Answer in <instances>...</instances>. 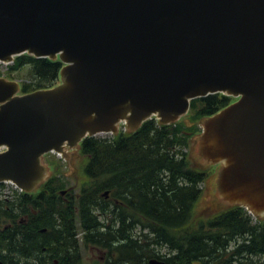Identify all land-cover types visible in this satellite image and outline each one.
I'll return each instance as SVG.
<instances>
[{"label": "water", "instance_id": "water-1", "mask_svg": "<svg viewBox=\"0 0 264 264\" xmlns=\"http://www.w3.org/2000/svg\"><path fill=\"white\" fill-rule=\"evenodd\" d=\"M24 52L59 56L62 83L20 95L0 77V181L31 189L65 142L224 92L240 99L203 121L197 164L223 161L224 198L264 214V0H0V59Z\"/></svg>", "mask_w": 264, "mask_h": 264}, {"label": "trees", "instance_id": "trees-1", "mask_svg": "<svg viewBox=\"0 0 264 264\" xmlns=\"http://www.w3.org/2000/svg\"><path fill=\"white\" fill-rule=\"evenodd\" d=\"M26 65L29 71L22 80V93L53 87L60 79L59 60L30 54L17 56L7 77L15 79L14 72ZM230 102L227 95L210 94L193 99L186 118L176 123L148 120L113 138L86 137L80 143L82 173L91 180L84 179L88 183L80 196L76 222L81 230L93 227L95 234L93 239L84 234L82 244L106 249L109 264H147L154 256L166 264H264V218L253 223L238 204L198 213L197 205L206 190L202 183L212 172L193 165L189 154L178 157L199 131L200 120ZM55 163L54 173L66 174ZM54 181L46 189L55 188ZM106 189L111 190L113 201L100 195ZM34 196L40 214L55 212L56 221L65 227L75 223L69 218L72 211L68 206L50 201L45 190ZM7 206L0 199V213ZM107 238L112 241H105ZM163 248L168 251L162 253Z\"/></svg>", "mask_w": 264, "mask_h": 264}, {"label": "flooded vegetation", "instance_id": "flooded-vegetation-1", "mask_svg": "<svg viewBox=\"0 0 264 264\" xmlns=\"http://www.w3.org/2000/svg\"><path fill=\"white\" fill-rule=\"evenodd\" d=\"M65 177L64 180V176L47 175L33 191H15L6 199L7 209L0 213V264H81L82 233L93 239L95 230L91 227L80 231L76 220L79 218L81 183L69 182L66 180L68 175ZM48 179H55V188L45 189V194L53 203L66 204L72 211L69 218L75 223L65 227L61 221H56L55 212L39 213L38 199L34 194L41 192ZM100 195L113 201L110 189L101 190ZM42 201L48 203L47 199ZM114 202L118 203L119 199ZM105 241H112V238ZM88 254L89 263L109 264L106 249L93 245Z\"/></svg>", "mask_w": 264, "mask_h": 264}, {"label": "rangeland", "instance_id": "rangeland-1", "mask_svg": "<svg viewBox=\"0 0 264 264\" xmlns=\"http://www.w3.org/2000/svg\"><path fill=\"white\" fill-rule=\"evenodd\" d=\"M2 68H5V66H3ZM29 71V66H23L19 71L14 72V76L17 78L15 80H24L26 78V75L28 74ZM186 117L182 118L185 119ZM206 128V126L204 127ZM105 135V134H104ZM190 149V159L192 161V164L198 166V167H205V166H211V163H214L213 161H208V162H204V163H199L197 164V150H196V146H195V142L194 139L192 140L190 146L188 147ZM69 155H72L74 157H76V162L75 165H73L71 157H67V161L65 162V160L62 159H58L55 155L51 154L48 155L52 158L50 159H56V161L62 164V171L64 173H66L68 175V179L71 182H79V181H83L84 179H86L85 175L82 173V164L84 162V157L80 154V151L78 150V147L73 148L70 152ZM47 156V155H46ZM45 161H47L49 158L46 157L44 158ZM53 166V165H52ZM213 167V166H211ZM54 168V167H52ZM217 178H215L216 184L214 183L213 179H208L205 183V188L206 190L204 191L203 196L201 197L199 204L197 205V211L199 212H208L207 210H211V209H216L217 208H222L227 207L229 205H231V203L233 202L232 199H228V198H224L222 189L220 187V184L217 183ZM220 208V209H221ZM197 213V214H198ZM100 220V219H99ZM80 229L81 226L79 225ZM82 231V230H81ZM138 232L140 231V228H138L137 230ZM136 231V232H137ZM82 244V241H81ZM93 246V245H92ZM82 247L85 248H81V252L84 254V256L81 258L82 262H89V252L91 250V246H84L82 244ZM162 253L165 251H168L167 248H163L160 250Z\"/></svg>", "mask_w": 264, "mask_h": 264}]
</instances>
